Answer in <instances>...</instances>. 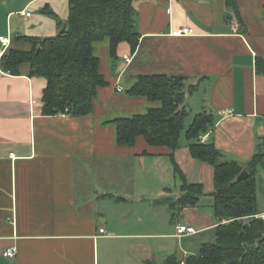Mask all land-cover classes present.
<instances>
[{
  "label": "crops",
  "instance_id": "1",
  "mask_svg": "<svg viewBox=\"0 0 264 264\" xmlns=\"http://www.w3.org/2000/svg\"><path fill=\"white\" fill-rule=\"evenodd\" d=\"M133 5L138 46L121 43L114 58L99 46L107 85L98 88L88 116L44 115L46 79L0 68V264H163L171 255L184 260L210 240L187 243L218 224L214 211H201L205 196L198 207L171 208L181 196L171 151L142 137L134 147L119 146L114 126L105 124L155 106L127 94L134 77H188V86L198 85L188 101L203 92L201 110L193 112L215 118L206 143L243 167L261 153L264 75L256 62L264 60V0H238L241 20L226 0ZM182 29L193 34L177 35ZM183 142L175 161L189 183L204 184L206 163L189 150L196 141ZM180 226L198 233L179 237ZM11 248L18 250L14 259L3 256Z\"/></svg>",
  "mask_w": 264,
  "mask_h": 264
},
{
  "label": "trees",
  "instance_id": "2",
  "mask_svg": "<svg viewBox=\"0 0 264 264\" xmlns=\"http://www.w3.org/2000/svg\"><path fill=\"white\" fill-rule=\"evenodd\" d=\"M68 1V19L65 24L59 23L61 30L67 26L65 32L46 39L18 37L17 41L29 44V50L13 47L12 39L0 59V68L5 73L21 75L26 68L29 76L46 79L43 96L46 116L90 115L98 88L107 85L100 71L99 46L107 45L113 58L121 43H129L133 51L138 46L133 0ZM226 1L241 20L238 0ZM256 71L264 75V60H257ZM188 80L186 76L167 74L134 77L127 94L144 97L155 106L105 122L114 126L119 146L134 147L142 137L151 147L171 151L175 174L181 182V196L171 204L174 212L198 207L201 197L207 195L204 184L189 183L174 155L189 115L188 97L198 88V85L188 86ZM215 125L214 116L203 111L194 116L186 131L187 140L196 141L189 145L191 157L214 169V190L210 194L218 221L213 228L214 240L203 243L196 253L184 260L171 255L163 264L183 261L185 264H264V220L253 217L262 214L258 203V175L259 169L264 170V153L255 154L246 167L227 160L214 143H202L199 139ZM244 170L249 177L237 181ZM144 264L157 263L146 261Z\"/></svg>",
  "mask_w": 264,
  "mask_h": 264
},
{
  "label": "rangeland",
  "instance_id": "3",
  "mask_svg": "<svg viewBox=\"0 0 264 264\" xmlns=\"http://www.w3.org/2000/svg\"><path fill=\"white\" fill-rule=\"evenodd\" d=\"M22 10H25L24 14ZM10 13L12 14L9 16ZM25 13H29L30 16L26 17ZM68 14V0H0V35L9 36L11 39L13 38V47L15 46V48L21 50H29L30 46L28 43L21 42L20 40L17 41L16 39L22 36L39 39L56 37L62 31L60 29L59 23L65 24L68 19ZM1 50H3V47L0 43V51ZM27 70L28 69L26 68L23 69V71L26 73L28 72ZM202 95L203 92L198 93L188 101L187 110L190 116L188 115L185 121V129L181 136L182 142H185L187 139L185 137V132L190 126V122L193 119L192 117L196 115L195 112L201 110L200 105L202 104ZM259 151L264 153V145ZM229 157V159H231L233 156L231 155ZM243 165L246 167L247 162H243ZM205 166V171L201 175V181L204 183L207 195L205 196V200L201 202V211L205 212L206 214H212L213 200H210L211 197L209 196L214 190V169L209 164H205ZM258 176L259 209L264 211V170L259 169ZM176 181L180 184V180L178 178ZM178 218L182 219L181 216ZM207 239H210L208 241L214 240V231L187 239V243L193 244ZM180 255L181 254H179V256Z\"/></svg>",
  "mask_w": 264,
  "mask_h": 264
},
{
  "label": "built area",
  "instance_id": "4",
  "mask_svg": "<svg viewBox=\"0 0 264 264\" xmlns=\"http://www.w3.org/2000/svg\"><path fill=\"white\" fill-rule=\"evenodd\" d=\"M24 14V12H23ZM26 17H29L30 14L29 13H25ZM237 21L234 19L233 22H232V27L234 29V31H237ZM193 34V31L192 30H187V29H182V30H179L177 32V35L179 36H185V35H191ZM0 43L3 47V50L0 54V59L1 57L3 56V54L6 52V50L11 46L12 44V39L9 37V36H0ZM119 91L122 92L123 91V87H120L119 88ZM229 112H224V114L228 115ZM200 141L202 143H205L206 140H207V137L204 135V136H200ZM254 218L256 219H262L264 220V212L260 215H256V216H253ZM247 220V218H245ZM245 220V221H246ZM101 233H104V229H101L100 230ZM198 233V230L195 229L194 227H188V226H180L177 230V235L179 237H183V236H192V235H196ZM17 248H11V249H7L3 252V256L8 258V259H14L16 258L17 256ZM181 264H185V262H181Z\"/></svg>",
  "mask_w": 264,
  "mask_h": 264
},
{
  "label": "water",
  "instance_id": "5",
  "mask_svg": "<svg viewBox=\"0 0 264 264\" xmlns=\"http://www.w3.org/2000/svg\"><path fill=\"white\" fill-rule=\"evenodd\" d=\"M66 27H67V26H65V27L63 28L62 32H65V31H66ZM248 177H249V173H248L247 171L244 170V171L239 175V177L237 178V181H241V180L246 179V178H248Z\"/></svg>",
  "mask_w": 264,
  "mask_h": 264
}]
</instances>
